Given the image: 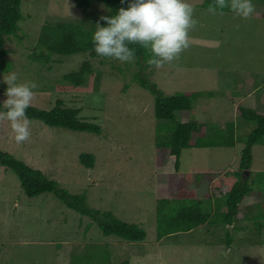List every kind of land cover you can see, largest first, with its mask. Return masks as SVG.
I'll list each match as a JSON object with an SVG mask.
<instances>
[{
  "label": "rangeland",
  "instance_id": "374dc122",
  "mask_svg": "<svg viewBox=\"0 0 264 264\" xmlns=\"http://www.w3.org/2000/svg\"><path fill=\"white\" fill-rule=\"evenodd\" d=\"M257 1L252 2L254 14L245 20L227 12L211 15L200 7L203 0H186L199 21L189 34L190 47L159 69L135 61L91 59L87 54L53 56L46 66L33 63L29 55L44 23H74L96 30L107 10L95 3L83 13L70 0L22 3L20 30L6 45L10 71L0 75V102L6 99L3 78L15 72L18 82L38 85L31 107L50 110L61 101L65 108L79 109L80 119L98 125L100 134L31 120L30 139L17 144L5 121L0 122V150L70 194L85 195L88 208L137 224L146 238L130 243L103 237L93 222L52 195L27 198L16 175L0 166V264H73V259L82 264L86 255L95 256L92 264H100L106 255L110 261L105 264H264V228L257 234L251 221L257 206H263L264 213V194L258 187L239 205L231 226L213 219L216 202L217 212L226 213L222 201L228 184H222L221 176L237 170L243 143L181 152L179 172L192 176L185 190L204 202L203 210L211 217L191 231L156 238V188L159 175L169 173L172 163L164 162L163 168L155 164V130L162 123L154 118L153 97L138 82V78L152 82L165 95L200 93L191 110L178 113L177 119L196 122L206 135L212 126L232 123L235 138L246 139L252 125L241 119L237 107L264 114V18ZM84 61L91 64V73L81 88L74 89L62 77ZM251 151V166L242 173L243 179L264 172V145ZM83 153L94 157L91 169L80 164Z\"/></svg>",
  "mask_w": 264,
  "mask_h": 264
},
{
  "label": "trees",
  "instance_id": "16d2710c",
  "mask_svg": "<svg viewBox=\"0 0 264 264\" xmlns=\"http://www.w3.org/2000/svg\"><path fill=\"white\" fill-rule=\"evenodd\" d=\"M24 1L26 0H0V75L10 71V64L6 59L8 55L6 45L10 38L17 37L20 30L18 23L22 19L21 5ZM70 1L83 13H88L95 3L101 4L107 10L103 16L109 17L114 16L121 7L126 9L128 3L131 2V0H125L124 3H121V0ZM210 3L212 0H203L200 7L207 9ZM257 3L262 5L263 10L260 16L264 18V0H258ZM223 11L232 13L227 8ZM100 26L107 25L104 21H100ZM94 31L93 27L86 29L81 24L46 22L41 26L35 46L29 55V61L46 66L51 62L53 56L77 54H87L91 59L102 61L112 60L96 55L92 43ZM129 47L135 49V63L143 64L144 68L149 67L146 65V60L151 58L150 53L138 45L131 44ZM90 73L91 64L84 61L77 71L64 75L62 81L74 89H79ZM138 82L153 97L154 118L158 124L162 123L155 130V164L159 168H163L166 166L164 162L172 163V170L169 173L159 175V184L156 188V238L160 240L173 234L191 231L208 222L211 217L203 210L204 202L195 199L193 192H186L185 190L188 183L192 181V176L179 172L181 152L191 148H232L236 143H243L244 147L240 153V163L237 170L231 172L230 176L229 174L221 176L224 180L222 184H228L227 192L222 201L226 213L217 212L219 209L217 202L214 206L216 213L213 215V219L216 218L220 220V223L231 226L233 220L237 218L239 205L245 198L251 196L254 187H258L260 192L264 194V172H257L252 180L242 178V173L249 170L251 166L252 147L264 145V114L254 109L237 107L241 119L252 125L248 137L244 140L235 138L234 124L232 123H226L224 128L212 126L210 135L202 134L196 122H182L176 117L178 113L189 112L192 101L201 98L200 93L165 95L152 82L143 78H138ZM207 95L212 96V93ZM3 110L0 102V111ZM79 114V109L65 108L61 101H57L50 110H40L31 106L27 109L30 120L40 121L48 127L99 135V126L80 119ZM79 162L83 167L91 169L94 164V157L91 154L83 153L79 156ZM0 166L16 175L20 188L27 198L31 199L42 194L52 195L67 209L93 222L103 237L116 238L130 243H138L146 238V232L137 224L124 222L111 212L88 208L85 195L70 194L68 191L59 188L55 181L47 179L39 170L30 168L1 150ZM208 198L209 195H206V200ZM262 208L263 206H257L254 215L251 217L252 223L257 227V234L264 228ZM227 240L229 243L230 239ZM108 256L102 257L100 264L109 263ZM94 257V255H86L82 264H92ZM73 264H80L79 260L73 259Z\"/></svg>",
  "mask_w": 264,
  "mask_h": 264
},
{
  "label": "clouds",
  "instance_id": "9594fccd",
  "mask_svg": "<svg viewBox=\"0 0 264 264\" xmlns=\"http://www.w3.org/2000/svg\"><path fill=\"white\" fill-rule=\"evenodd\" d=\"M124 2L121 0V3ZM225 8L245 20L255 12L252 0H212L206 11L223 16ZM194 13V7L186 0H131L126 9L121 7L114 16L99 18L107 26H100L97 22L92 35L94 51L100 58L132 63L135 49L129 45L134 44L150 53L147 66L159 69L170 65L190 47L189 34L199 23ZM3 82L7 89L0 122L6 121L15 142L23 144L31 136L32 122L27 109L36 96L34 89L38 85L32 81L18 82L15 72L4 76Z\"/></svg>",
  "mask_w": 264,
  "mask_h": 264
}]
</instances>
